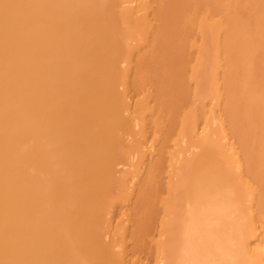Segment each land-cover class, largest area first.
<instances>
[{
  "label": "bare ground",
  "instance_id": "bare-ground-1",
  "mask_svg": "<svg viewBox=\"0 0 264 264\" xmlns=\"http://www.w3.org/2000/svg\"><path fill=\"white\" fill-rule=\"evenodd\" d=\"M170 1L0 0V264H264V250L260 247V243L264 240V227L259 228V230H257L258 227H253L258 215L261 216L259 213L263 209L264 186H261L262 183L260 184L255 177L256 174L254 175L253 173L255 169L248 170L252 169L250 166L246 167L245 170H238V176H234L237 182L232 178L230 179V174L232 173H230L226 162L231 158L236 162L244 153V150L240 149L245 143L244 140H241L243 133L242 137L239 138L241 135L237 136L236 128L230 125L236 121V118L229 124L230 120H226L228 113L226 116L224 115L226 117L224 120L228 122V126L225 123V125L221 123L220 130L223 136L228 135L227 131H230V135L232 134V137L236 138L239 144H242L239 147L240 150H236L234 147L232 150L230 147L232 151L229 153L226 149H220L217 146L210 147L209 144L200 146L202 148L199 150H186V158L192 160L184 169L178 172L175 180L172 179L173 175L171 173L166 175V172L161 173L157 167L155 169L153 166L148 168L146 164H143L139 169V173H142L140 178H133V175L130 174L131 166L135 167L134 151L144 145L146 138L143 129H139L135 117L130 114L129 102L124 103V99L131 91L139 90L144 85H151L148 82L150 76L145 75L147 68L150 71L154 67L158 69L162 65V70L165 67L168 70L170 57L177 56V54L176 56L175 54L172 55L166 50L168 46L166 42L167 46L164 44L166 46L164 51H166L167 56L163 55L166 59L162 56V54H165L163 50H160L162 47L159 48V51H156L157 49L155 50L154 48L158 46L155 45V47L153 45L157 42L156 39L161 40L164 37H161V33L164 32V29L161 31V26V30H158L160 32H157L160 33V37L154 34L156 33L154 29L158 28L157 25L168 22L170 19L167 15L166 18L169 19H163L165 17H163L165 15L164 11H162L163 15L157 11L161 8L163 9L167 4L172 5L173 1ZM178 1L175 0L176 3ZM195 1H191L194 2L193 5L195 7L193 8L195 11L192 9L194 13L191 11L193 15L196 13L201 14L200 11L205 4L203 11L207 13V16L202 11L204 22L201 20L202 18L200 21L197 20L201 24L196 25V22H193L196 26H201L202 23H205V19L207 22L210 20L208 19V13L210 12L207 9L211 8L212 5L210 11H213L214 14L212 13L211 15L213 17L216 6L215 2L198 0L197 3V0ZM224 1L221 0V2ZM187 2L189 3V1ZM187 2L182 0L184 4H181L188 5ZM221 2H219V5L223 6ZM201 3L203 5L200 10L197 7ZM181 7L177 8H180V10L191 8L189 6ZM177 8L173 10L177 11ZM169 11L168 15L171 12ZM175 11H173L174 15ZM186 11L190 12L188 9L182 12L185 13ZM216 11L218 12V10ZM222 11L220 10L219 12ZM181 13H178L179 16ZM224 13L222 12V14ZM160 15L163 20L160 19ZM187 15L186 17L183 15V17H188V21H190V18L198 17L197 15L194 17L193 15H191L192 17ZM204 15L206 16L205 19ZM180 17H174V19L177 18L175 21L171 20L172 22L174 21V24L187 21ZM157 19H160L162 23L159 21L157 24ZM167 22L165 27L170 25V22L168 24ZM207 22L206 26L210 29L208 27L210 23L208 24ZM174 24L172 27H174ZM191 24L189 22V25ZM183 25L185 26V24ZM184 26L183 28L185 29ZM202 26L205 27L204 24ZM189 27H186L188 29H185L186 33L185 30L178 33L183 32V34L188 35L191 33L189 32ZM203 27L200 28L203 29ZM171 28L170 26L169 28L166 27L170 31L174 29ZM178 28L180 31L181 27ZM193 28L191 27V29ZM196 28V31L199 32L198 27ZM177 29L173 30L171 34L176 36L175 31ZM203 31L205 30L203 29ZM149 32L154 35H148ZM169 33L168 31V33L164 32L163 34L167 38ZM142 34H145V36ZM183 34L177 36L182 39L185 37V42L186 36H183ZM223 35L221 42L223 41L224 43V38L228 33H223ZM170 37L173 38V35H170ZM170 37L167 40L173 41V43L165 40V37L159 41L164 43L163 41L165 40L171 45L177 42L176 46H183L180 44L184 43L183 41L180 42L181 38L178 37L179 41L176 39L175 42ZM191 37L193 39V36ZM189 38L187 40L190 42ZM134 40L135 46H137L138 42L143 44L139 45L141 47L145 43L150 44L147 47L151 48L154 46L152 49L148 48V50H152V52L155 50V57L161 55L159 58H163L169 64L166 65L165 61L162 60L164 63L162 61L160 63L157 62L159 63L157 68V64H154L159 60L156 58L155 61L154 56H152V62L149 60L152 64L148 65L149 61H147V67L145 64L144 67L146 69L144 68L145 72L143 73L142 64L144 63L136 62L142 66V70L140 69L141 71L139 70L138 72L144 74V79L142 78L143 76L140 77V74H137L136 68L138 69L140 66L134 63L135 60L133 62V66L137 65V67L135 66L136 68L133 67L134 74H137L135 78H129L127 72H120L119 67L123 63L130 64L131 59H134L131 56L133 52L130 50ZM259 40L260 38H258ZM189 42H187L189 46L192 44V46L198 45ZM161 43L159 45L164 46ZM171 45L169 47L176 48V46L172 47ZM240 45L242 46V44ZM139 46L137 49L134 48L137 53L141 52L142 49L145 50L146 47L144 46L137 51L140 49ZM189 46L187 47L189 48ZM184 48L187 49L186 47ZM239 48L241 49V47ZM185 49L183 51V47H181V50L188 54ZM249 49H247V52L250 51ZM148 50H145V56H143L144 51H142L143 62L146 61L145 57L147 55L148 58H151L149 53H146ZM181 50L179 49V52ZM188 50H190V53L192 47ZM198 50V53L201 52V46ZM160 51L163 53L161 54ZM225 51L226 49L224 53ZM232 51L230 52L233 53ZM194 52L196 51L194 50ZM168 53L170 54L168 55ZM181 54L183 55L184 53L180 52L179 56ZM225 54H227V51ZM182 55L179 58L188 59L185 57L187 55L183 57ZM232 55L234 57V54ZM123 58H127L126 61L121 60ZM140 58H136L138 62L139 60L142 61ZM227 58L230 57L224 59ZM168 59L169 62L167 61ZM242 59L244 58L242 57ZM189 60L191 62L196 61L195 59ZM189 60L186 61L187 64ZM239 60L236 62L240 64ZM181 61L184 62L183 60ZM173 62L172 60L171 64ZM196 62L194 64H197ZM189 65L188 69L190 67L192 69L190 68L188 71H193L195 66L191 63ZM237 65L233 66L237 67ZM187 66L184 68L186 69ZM108 68H114V71L107 73L106 70ZM170 68L172 67L170 66ZM229 68L226 67V71ZM195 69H198V66ZM175 70L178 71L174 68V70L170 69L169 72H164L169 73V78L173 76L174 82L176 80L177 85L182 90L184 88L183 83L181 80H177L179 79L177 74L176 79L171 72ZM224 70L221 69V74L228 75L230 71L228 70L229 72L225 73L226 71ZM148 71V75L151 73V76L153 75L154 77L159 75V73H155L158 70L155 71L154 69L155 72ZM159 71L161 75V70ZM170 72L172 73L171 76ZM185 72H183L184 75L187 74ZM190 73L194 72L190 71ZM211 73H214V71ZM215 73V75L212 74L213 84H215L212 86L219 89V82L223 79L227 84L228 78L224 76L226 78L224 80L220 74V76H217V71ZM229 75L231 76V73ZM166 76L163 78H166ZM187 76L190 80L194 75L187 74ZM217 77L222 79L218 81ZM180 78L184 80L183 77L180 76ZM204 78H202L203 85H205V81L206 83L210 82L211 76L209 75L208 81L207 78L206 80ZM230 78L228 79L229 84H231ZM153 79L151 80L152 83L154 82ZM171 80L173 79L171 78ZM158 81H161V79ZM209 82L207 87L210 84ZM156 84L155 87L152 86L153 88L144 90V96H150V99L155 102L157 101L155 98L160 96L157 94L160 91L157 89L153 90L156 88ZM169 84L173 85V81ZM185 84L188 83L184 82ZM166 85L164 84V86ZM186 86L188 87V85ZM234 86H236L235 83ZM234 86L232 85L233 88L230 89L231 86L228 88L227 85H222L225 90L226 88L229 89V92L224 90L227 97H225L226 95L223 97L228 99L230 95H233L232 92H235L233 90ZM240 86L238 85V87ZM244 86V89H246V85ZM159 87L162 86L159 85ZM221 88L219 89L220 91ZM174 90L172 91L174 92ZM154 91L158 92L155 94ZM237 95L238 93L235 97L238 99L239 96ZM240 95L242 96L243 92ZM161 96L160 98H162ZM242 98L240 100L244 101V97ZM189 99V97H183L177 103L176 109L172 103L174 105V107L172 106L173 111L176 110L175 113L171 109L172 114L175 113V117L176 115L177 117L179 116V121L181 120L182 122L180 129L184 130L194 140L213 138L214 129L206 130V127L201 126L199 122L196 123L198 120L195 118L197 112L194 114L196 109L193 108L194 110H191L190 106L193 100ZM231 99L232 101L236 100L233 96ZM194 102L192 104L197 106L196 102ZM225 102L227 106L229 101ZM117 103L120 104L116 110L112 111L109 109ZM160 104L162 105V103ZM225 104H223V108L226 107ZM259 104H262V102L257 103L258 106ZM257 105L255 102L254 106L256 107ZM180 109L182 110L180 111ZM191 111L194 112L192 113ZM178 112L180 115L177 114ZM223 112L221 111V113ZM229 112L231 114V110ZM243 112L246 113L244 110ZM248 112L250 113L251 111L248 110ZM248 112L244 113V118L245 115L247 118ZM241 113L238 114L242 115ZM260 114L258 113L257 117ZM200 116L203 117V115ZM260 120L262 121V119ZM189 122H194L195 125L191 126ZM262 124H264V120L260 122V127H264ZM188 125L189 128H186ZM131 130H135L137 134L141 135V139L136 138L134 133H130ZM115 135L117 137L116 143H118L117 145L120 149L117 154L119 156L122 155V157L117 161L110 159L108 160L110 162L106 164L98 163V157L107 148L104 140ZM210 140L213 141L212 139ZM260 149L262 150V148ZM211 157L216 159L218 166L201 171L194 167L196 159L209 160ZM247 158L246 160H248ZM247 162L249 163V161ZM238 165L235 167H238ZM262 165L264 164L262 163ZM252 178L253 180L255 179L256 184L253 186L254 183H252L250 190L249 181ZM237 183L241 184V186L244 185L242 187H246L249 193L250 198L248 199L247 208H249L248 214L253 223L249 229L241 219L240 214L243 216V210L239 214L241 208H238V204L242 201L241 195L243 193H241V188L239 189ZM198 190L202 191L201 194H197L196 191ZM243 190L246 191L245 189ZM116 195L127 196V206L121 205V208L117 209L118 206L116 207V203L113 201ZM245 220L249 221V219ZM117 236H120L118 240ZM122 240L123 243H119Z\"/></svg>",
  "mask_w": 264,
  "mask_h": 264
},
{
  "label": "rangeland",
  "instance_id": "rangeland-1",
  "mask_svg": "<svg viewBox=\"0 0 264 264\" xmlns=\"http://www.w3.org/2000/svg\"><path fill=\"white\" fill-rule=\"evenodd\" d=\"M171 1H173L171 4L172 5H170V4H167V5H165L164 7H163V9L161 8V9H159V11L161 10V12H159V11H157L159 14L161 13V15H163L162 14V11H164L163 13H165V15H163V19H165L166 18V15L168 16V17H170V19L169 18H166V20H174L175 21V19L177 20V18H175L174 19V17H180V18H182L183 17V15H184V17H186V15H187V13H188V15L187 16H191V15H193V14H191V11H192V9L193 8H195L194 7V2H191V1H195V0H186V1H184L183 0V2H187V1H189V3H188V5L186 4V5H182V4H184V3H182V0H177L178 2L176 3L175 2V0H171ZM170 1V2H171ZM200 1V0H199ZM202 2H203V0H201ZM205 1H208V2H215L214 4H215V9L216 10H218V12L215 10V15L213 16V17H211V15H212V13H213V11L211 12L210 10H211V8H212V5H211V8H208L207 9V11H209L210 13H208L209 14V16H210V18H209V16H208V19H210V20H208L209 22H207L206 21V16H207V13L206 12H204L203 11V9H205V4L203 5L202 3H201V5L200 6H198L197 8L198 9H200V7L202 6V10L200 11V13L201 14H199V13H196L195 15H193V17L194 16H198V14H199V16L198 17H194V19H192V18H190L189 20L190 21H188L187 19H188V17L187 18H184L183 17V20L184 19H186V20H184V21H186V22H184V23H182V22H180L179 23V21H178V23L179 24H174V21L172 22V20L171 21H169L168 20V22H170L169 24V26H170V28L173 26V24H174V27H172V28H174L173 30H175V29H177L178 27H181V28H183V24H185V29L186 30H188L186 27H189L190 28V30H189V32H191V33H189L188 35L186 34H183V32L182 33H180V34H183V36L185 35L186 36V40H185V42H184V38L185 37H183L182 35V37H183V39L181 38V37H179L180 36V34L178 33V32H181L182 30H185L184 28L183 29H181L180 28V31H179V28L177 29V31H175L174 33L176 34V36H174V34H171V33H173V30H168V29H166V27L167 28H169V26L168 25H166V27H165V24H166V22H161V20H163L162 18H161V15H160V19H157L158 21H156L157 22V24L159 23V21L163 24H161V25H157V27L158 28H156V29H154V30H156L155 32L156 33H154V34H156V35H158L157 37H160L159 36V34L160 33H157V32H160V31H158V30H161V31H163V29H164V32L166 33H168V31L170 32L169 34L170 35H173V38L172 37H170V35L168 34H166L167 35V38H166V36L163 34V33H161L162 35H161V37L162 36H164L166 39L165 40H167V39H169V37H170V39H173L175 42H176V39H178V37L179 38H181L180 39V42H184V43H180L181 45H183V46H176L177 45V42H176V44H172L171 45V43H173V41H170L171 43H167V41H163L164 43H161L160 41L164 38H161V40L159 41L158 39H156V43H154L153 45L155 46H158V47H156V48H154L156 51H159V48H161L162 47V49H160L161 51L163 50V52L165 53L166 51H164L165 49H166V46H167V49L166 50H168L172 55L173 54H175V56H176V54H177V58H178V60H177V58L176 57H173V58H171L170 57V64L169 63H166V61L163 59V58H165L163 55H166L167 56V53H165V54H162L163 52H161V54H162V56H163V58L162 59H160L159 57L161 56V55H158L157 57H155L156 55V51H155V53H153L152 52V50H148V48H150V47H147V46H149L148 44H146L145 43V45L144 46H146L145 47V50H148V51H146V53H149V57L151 56V58H148L147 56L145 57V60L146 61H144L143 62V60H142V57L143 56H145L146 54H145V50L144 49H142V47H144V46H139V45H141L139 42H138V44H137V46H135V40H134V43H133V41H132V44H131V46H130V50L133 52H131L132 54H131V56L134 58V59H131L132 61H131V63L130 64H127V63H123L122 65H121V67H119V71L120 72H127V74H128V76H129V78L130 77H132L131 79H133V78H135L136 77V75L137 74H140V77H142L143 79H144V68L146 69V67H147V61H151L152 62V56H154V60L156 61V58H157V60H159V61H154L155 62V64L154 65H156L157 66V68H158V64L163 60V61H165V63H166V65H168L169 64V66L167 67L168 68V70H166V67H165V65L163 64V63H161V64H163L164 66L163 67H165V68H163L164 70H162V65H160L161 67L160 68H158V69H156L155 67H154V65H153V67H154V69H155V71L156 70H161V75H160V71L158 72V71H154V69L153 70H150V67H152V66H150L149 67V70L152 72H155V73H159V75L158 74H156V75H158V77H154L153 75V77L151 76V74L150 75H148L147 74V71H148V68H147V70H146V72H145V75L146 76H150L148 79H149V83L151 84V85H144L143 87H140L139 88V90L137 89V90H133V91H131V93H129V94H127V96H126V98L124 99V103L125 102H129V108L131 109V113L130 114H132L134 117H135V119H136V121H137V126H139V129H143V133H144V136H145V138H146V142L144 143V145L141 147V148H137V151H134V156H135V167H133V166H131V168H130V170H131V175H133V178H140L141 176H142V173L140 174L139 173V169H140V167L143 165V164H146V166H148V168L149 167H154V169L157 167L158 169H159V171L162 173H165L166 172V175H167V173H171L173 176H172V179H176V175L178 174V172L180 171V170H182V169H184V167L187 165V164H189L190 163V161L192 160V159H189V158H186L187 156H186V150L188 151V150H199L200 148H202V147H200V146H207L208 144H209V146L210 147H216L217 146V148H220V149H226V151L227 152H229L230 153V151H232L233 150V147H234V149H236V150H244V153H243V155H241L240 156V160L238 159V160H236V162H235V160H233L232 158L231 159H229L228 161H226L227 163H228V166L230 167H228V169L230 170V173H232V174H230V179L232 178L234 181H235V177H237L238 176V170L239 169H244L245 170V168L246 167H251L252 169H248L249 171L250 170H253V169H255V170H253V171H251V172H253L254 173V175H255V177L259 180L258 182L261 184L262 183V185L261 186H264V165H262V163L264 164V133H263V130H264V127L262 126V127H260L261 125H260V122H263V114H264V0H225L224 2H221V0H219V1H217V0H205ZM204 1V2H205ZM216 1H217V3H216ZM223 1V0H222ZM170 2H168V3H170ZM180 2V3H179ZM196 2V1H195ZM219 2H221V4H223V6L222 5H219ZM263 2V3H262ZM173 3H174V5H175V10H176V8L177 7H183V8H185V7H191L190 9L189 8H187L188 10H190V12L188 11H186L185 13L184 12H182L183 10H187V9H181L180 10V8L178 9L177 8V11H175V10H173L174 8H173ZM182 3V4H181ZM192 3V4H191ZM197 3H198V0H197ZM205 3H207V2H205ZM177 5H179V6H177ZM193 5V6H192ZM199 5V4H198ZM168 6H172L171 8H172V10L173 11H175V15H174V12L171 10V8L170 7H168V8H170L169 10L171 11H169L168 10V8L167 7ZM177 6V7H176ZM185 6V7H184ZM195 6H196V4H195ZM221 7V9H220V7ZM262 6V7H261ZM181 7V8H182ZM261 7V8H260ZM197 8H196V10H197ZM232 8V9H231ZM253 8V9H252ZM256 8V9H255ZM258 8H260L261 9V11H260V9H258ZM224 9V10H223ZM194 11H195V9H193ZM212 10H214V9H212ZM222 11L223 13H224V11H225V13L224 14H222V12H219V11ZM252 10V11H251ZM255 10V11H254ZM168 11L170 12V14H172V15H168ZM197 11H199V10H197ZM202 11H203V13H205L206 14V16L204 17V19H205V23H202V25L204 24L205 25V27H203L202 25L201 26H196V25H198V24H201L200 22L198 23L197 22V20H199L200 21V19L203 21V15H202ZM167 12V13H166ZM184 13V14H182V13ZM178 13H181V15L179 16V14ZM192 13H194L193 11H192ZM186 14V15H185ZM214 14V13H213ZM222 14V15H221ZM230 14V15H229ZM174 15V16H173ZM200 15H202L201 17H200ZM224 15H225V17H224ZM256 15H257V18H256ZM173 18H172V17ZM192 17V16H191ZM157 18H159V17H157ZM179 18V19H180ZM224 18V19H223ZM249 18V19H248ZM258 18H260V19H258ZM261 18H262V21H261ZM117 19V18H116ZM193 21H192V20ZM254 19V20H253ZM117 20H119V19H117ZM116 20V21H117ZM212 20V21H211ZM192 21V22H191ZM259 21H261L262 22V24H261V22H259ZM114 22H115V20H114ZM118 22V21H117ZM116 22V23H117ZM168 22H167V24H168ZM177 22V21H176ZM189 22H190V24L191 25H189ZM193 22H196L195 24L193 23ZM204 22V21H203ZM206 22L209 24V26L208 27H210V29L209 28H207V24H206ZM218 22V23H217ZM225 23V24H224ZM172 24V25H171ZM194 24V26H192ZM212 24V25H211ZM187 25V26H186ZM249 25H250V27H249ZM260 25V26H259ZM162 28H161V27ZM164 26V27H163ZM198 27V30H199V32H200V30L202 29V28H200V27H203V29L205 30V31H203V29H202V31L200 32V33H202V34H200L198 31H196L197 30V28L196 27ZM191 27L193 28V29H191ZM213 27V28H212ZM223 27V28H222ZM161 28V29H160ZM171 28V29H172ZM221 28V29H220ZM225 28V29H224ZM253 28V29H252ZM255 28V29H254ZM260 28V29H259ZM166 29V30H165ZM208 29H209V31H208ZM213 29V30H212ZM230 29V30H229ZM253 31H251V30ZM168 30V31H167ZM186 30H185V33H186ZM195 30V31H194ZM207 30V31H206ZM238 30V31H237ZM256 30V31H255ZM259 30V31H258ZM219 31V32H218ZM226 31V32H225ZM249 31V32H248ZM232 33V35H231V33ZM245 32V33H244ZM258 32H259V34H258ZM187 33H188V31H187ZM196 33H198V34H196ZM223 33H225V34H227L228 33V35H226V37L224 38V43H223V41L221 42V40H223V37H224V35H223ZM253 33H255V34H253ZM147 34V33H146ZM153 33H151V32H149V34L148 35H152ZM153 34V35H154ZM201 36H200V35ZM209 34V35H208ZM215 35V37H214V35ZM261 34H262V36H261ZM143 36H145V34H142ZM177 35H179V36H177ZM193 36V39H192V37L191 36ZM203 35V36H202ZM218 36V38H216L217 36ZM169 36V37H168ZM195 36V37H194ZM222 36V37H221ZM234 36V37H233ZM254 36V37H253ZM259 36V37H258ZM175 37H177V38H175ZM188 37H190L189 39H190V42L187 40L188 39ZM212 39H211V38ZM175 38V39H174ZM196 38V39H195ZM215 38V39H214ZM258 38H260V40L258 41ZM205 39V40H204ZM137 40H139V39H137ZM137 40H136V42H137ZM194 40V41H193ZM197 40V41H196ZM262 40V41H261ZM159 41V42H158ZM168 41V42H169ZM178 41H179V39H178ZM189 42V43H195V41H196V43L195 44H198L197 46H192V45H190L189 46V44L187 43V42ZM200 41V42H199ZM226 41V42H225ZM256 41V42H255ZM140 42H141V40H140ZM165 42H166V44H165ZM211 42V43H210ZM218 42V43H217ZM258 42V43H257ZM262 42V43H261ZM165 44L164 46H162V45H159V44ZM185 43H187V44H185ZM221 43V44H220ZM236 43H237V45H236ZM249 43H250V45H249ZM252 43V44H251ZM134 44V45H133ZM179 44V43H178ZM185 44V45H184ZM240 44H242V46L240 45ZM260 45V47H259V45ZM263 44V45H262ZM143 45V44H142ZM169 45H171L172 47L173 46H176V48H177V50H176V48L174 49V48H171V47H169ZM189 46V48H191L192 47V53L190 54L189 53V51L190 50H188L189 48L187 47V46ZM201 46V52H199L198 53V49H200V46ZM234 45V47L233 48H235V47H237V48H239V47H241V49L243 48H245L244 50L242 49V51H241V49L239 48V49H233L232 48V46ZM255 47H254V46ZM261 45H262V47H261ZM140 47V49H138L137 51H139V50H141L142 49V51H144V55H143V53H142V51L141 52H136V50L134 51V48L135 49H137V47ZM154 46H152V47H154ZM227 46V47H226ZM253 46V47H252ZM152 47L150 48V49H152ZM169 47V48H168ZM180 47V48H179ZM181 47H183V51H184V47H186L187 49H185V51L187 50V53L188 54H186V52H183L182 50H181ZM193 47H195V48H193ZM219 47V48H218ZM250 49H249V48ZM252 47V48H251ZM147 48V49H146ZM165 48V49H164ZM196 48H197V50H196ZM217 48V49H216ZM226 49V51H227V54H225L226 53V51H225V53H224V50ZM230 48H231V50H233L232 52L233 53H231L230 51ZM179 49L181 50L180 52L181 53H184L183 55H182V57L183 56H185V55H187V56H185V57H187L188 59L187 60H189V59H195L196 61H194V62H196L197 64H194V62L192 61L191 62V60H189L188 61V64H187V60L186 59H181V58H179V57H181V55L179 56V54H180V52H179ZM218 49H219V51H218ZM247 49H249L250 51H248L247 52ZM253 49V50H252ZM258 49V50H257ZM261 49V50H260ZM172 50V51H171ZM177 52H175V51ZM194 50L196 51V52H194ZM205 50V51H204ZM252 50V51H251ZM257 50V51H256ZM223 51V52H222ZM241 51V52H240ZM136 52V53H135ZM151 52V53H150ZM159 52V53H160ZM173 52V53H172ZM220 54H219V53ZM170 53H168V55L170 54ZM231 53V54H230ZM237 53V54H236ZM242 53V54H241ZM256 53V54H255ZM154 54V55H153ZM190 54V55H189ZM193 54V55H192ZM195 54V55H194ZM232 54H234V57H233V55ZM236 54V55H235ZM239 54V55H238ZM247 54V55H246ZM249 54V55H248ZM140 55V56H139ZM143 55V56H142ZM189 55V56H188ZM192 55V56H191ZM197 55V56H196ZM202 55V56H201ZM227 55H229V56H227ZM142 56V57H141ZM199 57V58H195V57ZM224 56V57H223ZM240 56V57H239ZM257 56V57H256ZM138 57V59L140 58L142 61H140L139 60V62L137 61L138 59H136ZM184 57V58H185ZM190 57V58H189ZM193 57V58H192ZM208 57V58H207ZM212 57V58H211ZM219 59H218V58ZM226 57H230V58H232L230 61H229V59L230 58H227L228 59V61H227V59H224V58H226ZM242 57L244 58V59H242ZM144 58V57H143ZM169 58V57H168ZM176 58V59H175ZM239 58H241L240 60H239ZM126 59L127 58H123V59H121V60H125L126 61ZM130 59V58H129ZM166 59V58H165ZM174 61L172 64H171V61L172 60ZM225 61H224V60ZM239 60L240 61V64L238 63V62H236L237 60ZM134 60H135V62H134ZM181 60H183L184 62H182ZM186 60V61H185ZM218 60V61H217ZM245 60V61H244ZM249 60V61H248ZM150 61L148 62L149 64L148 65H151L152 63H150ZM168 62H169V59L167 60ZM176 61V62H175ZM224 61V62H223ZM228 63H227V62ZM244 62V63H242V62ZM133 62L135 63V64H137V63H144V64H142V66H143V70H142V66H141V64H137L138 66H140V68H136L137 67V65H135V66H133ZM137 62V63H136ZM157 62H159V63H157ZM178 62V63H177ZM181 62V63H180ZM199 62V63H198ZM215 62V63H214ZM217 62V63H216ZM224 64H223V63ZM182 63H183V68L184 67H186L187 65V68L185 69L186 70V72H185V70L182 68ZM189 63H191L192 65H194L195 67H193L194 69H193V71L192 70H190L191 72H194V73H190V71H188L190 68L192 69V67H190L189 69H188V67L190 66L189 65ZM230 63V64H229ZM237 63H238V65H237ZM241 63H242V66H241ZM247 63H249V64H247ZM145 64H146V67H144L145 66ZM174 64H175V66H174ZM178 64V65H177ZM220 64H221V66H220ZM227 64H228V66H227ZM245 64V65H244ZM174 67H173V66ZM191 65V66H192ZM230 65V66H229ZM233 65H237V67H235V66H233ZM129 66L131 67L130 69H129ZM172 67V68H170L171 70H174V68L175 69H177L178 71H180V72H178V71H171L175 76V78H176V74H177V78H179V79H177V80H181V82L183 83V89L185 90V88L187 87L186 85H188V87H187V89L184 91L183 89V91L180 89L181 87H179V85H177V82H176V80H175V82H174V78H173V76H171V72H170V78H169V76H168V74L169 73H167V72H169L170 71V69H169V67ZM178 66V67H177ZM180 66V67H179ZM197 66H198V69H195V68H197ZM220 66V67H219ZM133 67H135L136 68V70H137V74L135 75L134 74V72H133ZM152 67V68H153ZM224 67V68H223ZM226 67H230L229 69H227V71L229 70L230 71V69H231V71L229 72V74L231 73V76L229 75H223V74H221V69H225L224 71H226ZM250 67V68H249ZM252 67V68H251ZM151 68V69H152ZM179 68V69H178ZM201 68V69H200ZM235 68V69H234ZM239 68V69H238ZM130 71H129V70ZM142 70V72L143 73H141V72H138L139 70ZM181 69V70H180ZM211 69V70H210ZM140 70V71H141ZM196 72H195V71ZM200 70V71H199ZM214 71V73L217 71L218 72V74H217V76H220L221 75V77H223L224 78V76L226 77V78H228L229 79V77H231L230 79H231V84H229L228 83V79H227V84L223 81V79L221 78V77H217L218 78V81L219 80H221L222 79V81H220L219 83H220V88L222 87V85H224V86H226L227 85V87L229 88L230 86H231V88L230 89H232L233 87H232V85L234 86V83H235V85L236 86H234V89L233 90H235V92L234 93H238V95L237 96H239L238 97V99H237V97H235V95H234V93L232 92V91H230V92H232V94L233 95H230L229 93H227V94H229L230 95V97H228V99L227 98H225V97H227V95H226V92H229V89L228 88H226V90L222 87L221 88V91L217 88H215V87H213L215 84H213V78H212V74H214V73H211L210 74V72H213ZM234 70V71H233ZM114 71V68H108L107 70H106V72L107 73H110V72H113ZM150 71H148V72H150ZM164 71H167L166 73L163 72ZM185 72V73H187V74H191L193 77H191L190 78V80L187 78L188 76H190V75H188L187 76V74H185L184 75V73L183 72ZM225 72V73H228V72ZM246 71V72H245ZM22 72V71H21ZM130 72H131V74H130ZM176 72V73H175ZM189 72V73H188ZM235 72V73H234ZM233 73H234V76H233ZM142 74V75H141ZM162 74H164V76H162ZM204 74V75H203ZM216 74V73H215ZM214 74V75H215ZM220 74V75H219ZM243 74V75H242ZM155 75V76H156ZM165 75H167L166 76V78H163V77H165ZM199 75V76H198ZM209 75L211 76V78H210V82L208 81V79H209ZM223 75V76H222ZM260 75V76H259ZM145 76V77H146ZM180 76L181 77H183L184 78V80H182V78H180ZM205 76H208V77H205ZM247 76V77H246ZM198 79H197V78ZM205 77V78H204ZM232 77H234V78H232ZM249 77V78H248ZM153 78H156L157 79V81H156V79H153ZM158 78H160L161 79V81H158V80H160V79H158ZM171 78L173 79V80H171ZM201 78V79H200ZM202 78H204V80H206V78H207V81L211 84H208L209 86L207 87V83H206V81H205V85H203L202 84ZM226 78H224V80H226ZM146 79V78H145ZM154 80V82L152 83V81L151 80ZM162 79H165V80H163L162 81ZM188 79V81L186 82V80ZM200 79V80H199ZM257 79V80H256ZM147 80V79H146ZM197 80V81H196ZM212 80V81H211ZM237 80H238V82H237ZM239 80H241V81H239ZM256 80V81H255ZM263 80V81H262ZM169 81V82H168ZM173 81V85H171V84H169L170 82H172ZM217 81V82H218ZM258 81V82H257ZM157 84H156V83ZM158 82H159V84H158ZM184 82L185 83H188V84H185L184 85ZM204 82V81H203ZM212 82V83H211ZM245 84H244V83ZM178 83H180V81H178ZM221 83H224V84H221ZM240 83H242V84H240ZM154 84V85H153ZM155 84H156V88H154L153 90H155V89H157L158 91H160V92H162V93H160V92H158V91H154V93L156 94L157 92V94H159L160 96H161V94H162V98H160V96L159 97H157V98H155V99H157V101L155 102V101H153V100H151L150 99V96H144L145 95V93H144V90L145 89H151V87L153 86V87H155ZM164 84H167L166 86H164ZM174 84H176V85H174ZM226 84V85H225ZM248 84H250V85H248ZM254 84V85H253ZM134 85V84H133ZM158 85V86H157ZM159 85L160 86H162L163 88H165V89H163L162 87H159ZM213 85V86H212ZM229 85V86H228ZM238 85H241L240 87H238ZM244 85H246V89H244L245 88V86ZM170 86V87H169ZM175 86H176V88H175ZM180 86H182L181 84H180ZM212 86V87H211ZM255 88H254V87ZM152 87V88H153ZM158 87V88H157ZM172 87V88H171ZM174 87V88H173ZM259 87H261L260 89H259ZM160 88V89H159ZM167 88V89H166ZM237 88V89H236ZM173 89H175L174 90V92L177 94H175L172 90ZM180 90V92H179V90ZM227 89H228V91H227ZM164 92H163V91ZM168 90V91H167ZM171 90V91H170ZM226 92H225V91ZM166 91V92H165ZM170 91V92H169ZM196 91V92H195ZM220 91V92H219ZM239 91V92H238ZM250 91V92H249ZM178 92H179V94H178ZM184 92H185V94H184ZM225 92V93H224ZM243 92V95L241 96L240 95V93H242ZM253 94H252V93ZM170 93V94H169ZM180 93H181V95H180ZM184 94V96H183V94ZM220 93H222V94H220ZM248 93V94H247ZM251 93V94H250ZM261 93V95H259ZM165 96H164V95ZM167 94V95H166ZM169 95H171V96H169ZM175 95H176V97H175ZM181 97H180V96ZM222 95V96H221ZM226 95V96H225ZM228 95V96H229ZM246 95V96H245ZM164 96V97H163ZM187 96V97H186ZM223 96H225V97H223ZM233 96V98H236V100L233 102L232 101V99H231V97ZM240 96H241V98H240ZM253 96V97H252ZM174 97V98H173ZM179 97V98H178ZM183 97L184 98H190L189 100H193L192 102H191V110H194V109H196V111L194 112V111H191L192 113L194 112V114H196V112H197V114H198V116H197V114H196V116H195V118H197L198 120H197V122L196 123H198L199 122V124L201 125V126H204V127H206V130H213L214 129V135H213V138H199V139H197V140H194V138H192L189 134H187L184 130H181L180 129V125H181V120L179 121V116L177 117V115H176V117H175V111H173V107H174V105H175V109H176V106H177V103H179L180 101H181V99H183ZM242 97H244V101L243 100H240V99H243ZM225 98V99H224ZM257 98V99H256ZM159 99H160V103H162V105L159 103ZM162 99V100H161ZM180 99V100H179ZM263 99V100H262ZM164 100V101H163ZM179 100V101H178ZM247 100H248V102H247ZM254 100V101H253ZM196 102V104H197V106H194L192 103L193 102ZM225 101H229V102H227V106H226V102ZM242 101V102H241ZM251 103H250V102ZM166 102V103H165ZM176 102V103H175ZM194 102V103H195ZM204 102V103H203ZM236 102V103H235ZM241 102V103H240ZM246 102H247V104H246ZM255 102H256V105H257V103H259V102H262V104H259V106L257 105L256 107L254 106L255 105ZM172 103L174 104V105H172ZM231 103V104H230ZM120 103H117L116 105H114L112 108H109V109H111L112 111L113 110H116L117 108H118V105H119ZM221 104V105H220ZM223 104H225V106L227 107V109H226V107H224L225 109H226V113H225V109L223 108ZM238 104V105H237ZM242 106H241V105ZM251 104H253L252 106H251ZM192 105H193V107H192ZM250 107H249V106ZM166 106V107H165ZM173 106V107H172ZM240 106V107H239ZM110 107V106H109ZM170 107V108H169ZM233 107V108H232ZM255 107V108H254ZM258 107V108H257ZM262 109H260V108ZM169 108V109H168ZM194 108V109H193ZM222 108V109H221ZM239 108V109H238ZM248 109L249 111H251L250 113L248 112V110H245V109ZM250 108V109H249ZM254 108V109H253ZM257 108V109H256ZM171 109H172V111L173 112H175L174 114H172V111H171ZM224 109V110H223ZM235 111H234V110ZM237 109V110H236ZM244 111H246V113L248 112V114L249 115H247V118H246V115H245V118H244V113L245 112H243V110ZM253 109V110H252ZM182 109H180V111H181ZM228 110V111H227ZM231 110V114H230V111ZM242 110V111H241ZM255 110V111H254ZM169 111V112H168ZM221 111H224L223 113H225V114H223V113H221ZM203 112H205V114H203ZM241 112H243V113H241ZM169 113V114H168ZM228 113V116H226V114ZM234 113V114H233ZM241 113L242 115H239V114ZM245 113V114H246ZM260 114L259 115V117L262 115V117H260V119H262V121L259 119V117H257L258 115L257 114ZM263 113V114H262ZM178 115H180L179 114V112L177 113ZM222 114V115H221ZM233 114V115H232ZM172 115H174V116H172ZM200 115H203V117L202 116H200ZM227 117V119H226V117ZM229 115H231L230 117H229ZM238 115V116H237ZM251 115V116H250ZM191 116H193V115H191ZM254 116H255V118H254ZM239 117V118H238ZM251 117V118H250ZM181 118V117H180ZM236 118V119H235ZM238 118V119H237ZM249 118V119H248ZM253 118V119H252ZM224 119H226L227 121H229L230 120V122H229V124L231 123V121H234V119L236 120V121H234V122H232L230 125L232 126H234L236 129H235V131L237 132V136H240L239 138H241L242 137V133H243V137L241 138V140H244L245 141V143H244V146L242 147V148H240L239 149V147H240V145H242V144H239L238 142H237V139L236 138H234V137H232V134L230 135V131H227V129H226V131L229 133L228 135H226V136H223L222 135V133H221V130H220V125H221V123H225L226 125L228 124V122L227 121H225ZM241 119H243V120H241ZM260 121H259V120ZM110 121H112V120H110ZM222 121V122H221ZM113 122V121H112ZM180 122V123H179ZM224 124V125H225ZM235 124V125H234ZM189 125H191V126H194L195 125V123L194 122H189ZM189 125H188V127H186V128H189ZM247 125V126H246ZM249 125V126H248ZM262 125H264V124H262ZM228 126V125H227ZM227 126H225L226 128H227ZM232 126V127H233ZM225 127H224V129H225ZM242 127V128H241ZM229 129V128H228ZM130 133H134V135H136L135 137L136 138H139V139H141V135H139V134H137L136 133V131L135 130H131L130 131ZM250 134V135H249ZM234 136V135H233ZM21 137V136H20ZM257 137V138H256ZM210 139H212L213 141H211ZM116 140H117V137H116V135L115 136H113V137H111V138H107V139H105L104 140V144L105 145H107V148H105V150H103V152H102V154L98 157V163H100V164H106V163H108V162H110V161H108V160H110V159H112V161H117L118 159H120L121 157H122V155L121 156H119L117 153L119 152V146L117 145L118 143H116ZM243 141V142H244ZM259 141V142H258ZM239 142H240V140H239ZM227 143V144H226ZM231 143H232V145H231ZM241 143V142H240ZM248 144V145H247ZM122 145H124L123 143H122ZM125 146V145H124ZM262 146V147H261ZM126 147V146H125ZM230 147L232 148V150L230 149ZM247 149H246V148ZM230 150H229V149ZM260 148H262V150L260 149ZM252 149V150H251ZM110 150H112V151H110ZM249 150V151H248ZM257 150V151H256ZM110 151V152H109ZM259 151H261V152H259ZM252 152V153H251ZM250 155H248V154ZM251 153V154H250ZM255 153V154H254ZM257 153H259V154H257ZM263 153V154H262ZM248 157H246V156ZM253 155V156H252ZM262 155H263V157H262ZM243 156V157H242ZM252 156V157H251ZM256 156V157H255ZM245 157V158H244ZM246 158L248 159V160H246ZM252 159V160H250V159ZM261 160H263L262 162H261ZM245 161H246V163H245ZM247 161H249V163L247 162ZM239 162V163H238ZM261 162V163H260ZM194 164V163H193ZM237 164H239L238 165V167H235ZM248 164V165H247ZM262 166H261V165ZM216 166H218V164H217V162H216V159H214V158H210L209 160H203L202 158H198V159H196V162H195V164H194V167L197 169V170H205V169H211V168H213V167H216ZM227 166V165H226ZM244 167V168H243ZM254 167V168H253ZM232 170V171H231ZM200 171H198V172H200ZM259 171V172H258ZM236 172V173H235ZM262 172V173H261ZM148 173V172H147ZM234 174V175H233ZM236 174V175H235ZM261 174V175H260ZM163 175V174H162ZM231 175H232V177H231ZM235 176V177H234ZM254 177V178H255ZM237 179V178H236ZM262 179V180H261ZM164 180H166V179H164ZM174 180H173V182H174ZM252 180V181H251ZM250 181H249V188L252 186V183H254V185L253 186H255V179L253 180V178L251 179ZM172 182V183H173ZM235 182H237V181H235ZM259 183H258V187H259ZM251 185V186H250ZM237 186L239 187V189L241 190V193H243L241 196V199H242V201L240 202V204H238L239 205V207L238 208H241L240 209V211H239V214L242 212V210H243V216H242V214H240L241 215V219H242V221L244 222V224L245 225H247V227H248V229L249 228H251L252 226L251 225H253V223H252V219H251V217H249L250 215L248 214L249 213V208H247L248 207V199L250 198L249 197V193L247 192L248 190H247V188L246 187H242V186H244V185H242L241 186V184L239 185V183H237ZM243 189H245L246 191H244ZM263 189H264V187H263ZM250 190H251V188H250ZM197 192V194H201V192L202 191H196ZM246 192V193H245ZM122 196H124V195H122ZM122 196H117L116 195V197H114V202L116 203V207H117V209H120L121 208V205H125V206H127V200H128V197L126 198L125 196L124 197H122ZM264 203V202H263ZM262 203V204H263ZM108 204V203H107ZM123 207V206H122ZM131 207V206H130ZM262 212L261 213H259V214H261V216H259L258 215V218H257V216H256V221L254 222V225H253V227L254 228H257L258 227V229L257 230H259V228L261 229V227H264L263 226V223H264V204H263V206H262ZM247 209V210H246ZM246 210V211H245ZM248 216H247V215ZM140 215V214H139ZM247 217H246V216ZM120 216V215H119ZM245 216V217H244ZM245 219H249V221H246ZM245 220V221H244ZM254 221V220H253ZM250 222H251V224H250ZM248 223V224H247ZM250 224V225H249ZM250 226V227H249ZM246 227V228H247ZM118 235H119V233H117ZM120 237V236H119ZM118 236H117V240H118V238H119ZM121 240V239H120ZM119 243H123V240L120 242L119 241ZM118 243V244H119ZM119 245H121V244H119ZM260 247L264 250V240L262 241V243H260Z\"/></svg>",
  "mask_w": 264,
  "mask_h": 264
}]
</instances>
